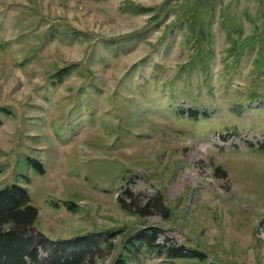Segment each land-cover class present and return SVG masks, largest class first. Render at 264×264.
<instances>
[{"label": "rangeland", "instance_id": "rangeland-1", "mask_svg": "<svg viewBox=\"0 0 264 264\" xmlns=\"http://www.w3.org/2000/svg\"><path fill=\"white\" fill-rule=\"evenodd\" d=\"M262 146L264 0H0V189L49 251L111 264L156 229L132 264H264Z\"/></svg>", "mask_w": 264, "mask_h": 264}, {"label": "trees", "instance_id": "trees-1", "mask_svg": "<svg viewBox=\"0 0 264 264\" xmlns=\"http://www.w3.org/2000/svg\"><path fill=\"white\" fill-rule=\"evenodd\" d=\"M66 73L67 69L62 68L54 74V77L61 78ZM188 116L196 118L198 113L194 111ZM260 149L263 150L264 146ZM35 166L37 172L42 174L40 163L35 162ZM131 196H129L130 200ZM161 199H164L163 195H161ZM139 206L140 209L134 213L139 218L149 216L152 209L155 208L154 203L150 201L144 203L142 207ZM37 216L38 210L31 204L25 188L11 184L0 189V264H82L79 253L64 254L58 250L49 251L51 242L34 227ZM155 236L156 229L141 230L130 234L122 245V253L111 264H132V260L140 248L155 251L157 246L159 247V245H155ZM84 238H91V235L79 237L77 240L80 241ZM78 241L77 243L68 242L78 246ZM38 249L44 250L47 257H39ZM166 255L172 258L198 261L206 259L205 253L198 249H188L185 246L166 248Z\"/></svg>", "mask_w": 264, "mask_h": 264}]
</instances>
